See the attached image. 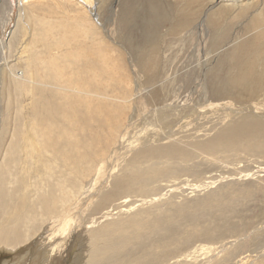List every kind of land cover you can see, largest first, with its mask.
Listing matches in <instances>:
<instances>
[{
    "label": "rangeland",
    "instance_id": "rangeland-1",
    "mask_svg": "<svg viewBox=\"0 0 264 264\" xmlns=\"http://www.w3.org/2000/svg\"><path fill=\"white\" fill-rule=\"evenodd\" d=\"M124 1L0 0V264H264V138L223 139L264 129V78L229 60L264 30V0H205L175 36ZM80 43L110 49L93 99L57 88Z\"/></svg>",
    "mask_w": 264,
    "mask_h": 264
},
{
    "label": "bare ground",
    "instance_id": "bare-ground-1",
    "mask_svg": "<svg viewBox=\"0 0 264 264\" xmlns=\"http://www.w3.org/2000/svg\"><path fill=\"white\" fill-rule=\"evenodd\" d=\"M127 0H125L124 2H126ZM205 0H184L179 7H177L175 9V11L172 10L169 12L168 9L163 5V3H160V0H145L142 1V6L140 8H143V13H146L147 15H145V17L148 18V20H150L154 25L153 27H156V32L160 33V29H162L161 27L166 26V23L168 24L167 28H166V33H168L171 36H175V34H177L178 32H181L182 30L189 28L194 22H196V20L199 18V15L201 13L202 8L204 7ZM232 1H236V0H232ZM140 2V1H139ZM123 3V2H122ZM133 3V2H132ZM137 3V2H136ZM136 3H133L129 9H131L129 11V14L126 13V15H134L133 12H135L134 10H136V7H138V5ZM127 4V2H126ZM130 4V3H129ZM122 5V4H121ZM124 6V5H123ZM125 7V6H124ZM170 7V6H169ZM125 9L123 10H126ZM166 8V9H165ZM122 9V7H121ZM138 10V9H137ZM140 10V11H142ZM122 11V10H121ZM125 12V11H124ZM122 13V12H121ZM137 14V12H136ZM135 14V15H136ZM213 14V13H212ZM124 15V14H122ZM140 15V13H139ZM124 17V16H122ZM125 17H129V16H125ZM142 17V16H141ZM144 17V15H143ZM131 18V16L129 17ZM134 18V16H133ZM215 18V17H214ZM235 18V17H234ZM144 19V18H143ZM256 19V18H255ZM254 19V21H255ZM258 19V18H257ZM256 19V22H251L249 24V26L253 25L254 27L257 25V22L259 23V21ZM228 20V19H227ZM260 20V19H259ZM126 21V19H125ZM145 22V19L142 20ZM129 22V20H128ZM150 22V24H151ZM223 22V21H222ZM126 23V22H124ZM143 23V22H142ZM146 23V22H145ZM144 23V25H146ZM218 23V21H217ZM263 23V22H262ZM129 24V23H128ZM208 24V23H207ZM212 24V23H211ZM219 25V24H218ZM217 25V26H218ZM210 26V25H209ZM213 26V25H212ZM211 26V27H212ZM215 26V24H214ZM222 26V25H221ZM232 26V25H231ZM248 26V25H247ZM129 27V26H128ZM193 27V26H192ZM261 27V26H260ZM119 28V27H118ZM252 29V28H251ZM254 29V28H253ZM252 29V30H253ZM261 29V28H260ZM227 30V29H226ZM165 31V30H164ZM228 31V30H227ZM250 31V29H249ZM258 31V30H257ZM184 32V31H183ZM256 32V31H255ZM254 32V33H255ZM163 33V32H162ZM226 33V32H225ZM250 33V32H248ZM253 34V33H252ZM219 35L220 32H219ZM225 35V34H224ZM166 36V35H164ZM223 37V36H222ZM226 38V37H225ZM229 38V37H228ZM264 38V30L259 32V37L255 36V38L252 39L251 42L244 44L241 48L239 49H234V51L232 52L229 60H231L233 62V68L231 70L232 74L237 73L239 76L243 75L248 76L249 74H251V76L253 75H257L260 78L263 77L264 78V60L261 61V68L259 70H256V63H258L257 61L259 60V57L262 58L261 56V51L264 49V41H262L261 39ZM223 39V38H222ZM225 40V39H224ZM264 40V39H263ZM174 41V39H173ZM221 41V40H220ZM223 41V40H222ZM149 42V52L150 54L153 55H157L159 48V43H158V39L153 38V40L148 39ZM218 42V41H217ZM226 42V41H225ZM258 42V43H257ZM77 44V43H76ZM101 44V43H100ZM71 45V44H70ZM69 45V47L71 48V46ZM222 45V43L220 44ZM89 46V45H87ZM87 46L85 44H79L77 46H74L76 48H81L82 50H87L89 51L88 54L86 55H81L80 58L78 59H66L65 62L63 63V66H71L72 67V73L69 75V77H72L71 80L68 81V85L67 86H60L57 87L58 89L62 90V93L67 97L69 94L76 96L78 95V97H85L90 98L89 96H92V93L94 92V83L93 80H96L97 76L100 75V71H98L97 66L100 64V68L102 70V68H104V64L105 62L108 61L109 59V55H107L110 51L104 50L103 44H101L100 46L98 45L97 48L95 47L96 45H90V48H87ZM102 46V47H101ZM213 46V45H212ZM105 47V46H104ZM171 47V46H170ZM215 47V46H214ZM217 47V44H216ZM106 48V47H105ZM159 48V49H158ZM51 48H49L50 50ZM228 55V54H227ZM121 56V55H120ZM119 57V56H118ZM112 58V57H111ZM119 59V58H118ZM123 59V58H122ZM121 59V60H122ZM113 60V59H112ZM110 61V60H109ZM221 63V62H220ZM111 65V63H108ZM230 64V63H229ZM108 66V65H105ZM258 66V64H257ZM104 70V69H103ZM111 69L109 68V70H107V72L104 73H108ZM106 71V70H105ZM111 72V71H110ZM103 73V72H102ZM103 73V74H104ZM110 74V73H109ZM108 74V75H109ZM232 76V75H231ZM238 76V78H239ZM52 78V82L54 83L55 81H57V77L56 76H51ZM247 77V78H248ZM95 78V79H94ZM234 78V77H233ZM256 78V77H255ZM258 78V77H257ZM103 79V78H102ZM231 79V78H230ZM239 80V79H238ZM242 80V79H240ZM233 82V80H231ZM231 82V83H232ZM234 83V82H233ZM259 83V81H258ZM262 84V83H261ZM264 85V84H263ZM98 88V87H97ZM85 89H87L85 91ZM98 91V90H97ZM96 92V89H95ZM250 92V91H249ZM97 93V92H96ZM96 93H94L96 95ZM101 93V92H100ZM103 93V92H102ZM254 93V92H253ZM76 94V95H74ZM98 94V93H97ZM107 94V93H106ZM63 98L64 96L61 95ZM102 96V95H101ZM94 97V96H93ZM93 97H91L93 99ZM96 97V96H95ZM90 98V99H91ZM111 98V97H110ZM55 101V100H54ZM58 105H57V110H55L54 112H58L60 114L61 117V121H56L54 122L53 119H51V117H44L39 121V127L42 129L43 133L47 136H50V134L52 133L51 128L56 125L57 123H61L62 121L65 120V105L63 102L56 100ZM45 105V104H44ZM58 114V115H59ZM50 116V115H49ZM39 118H41L40 116H38ZM53 117V115H52ZM54 118V117H53ZM58 119V118H57ZM60 119V118H59ZM63 124V123H62ZM60 124V125H62ZM264 124V123H263ZM59 125V124H58ZM57 125V126H58ZM64 125V124H63ZM64 126H62L63 128ZM59 128V127H58ZM56 129V128H55ZM60 129V128H59ZM58 130V129H57ZM226 133V132H225ZM256 137V138H264V129H263V125L262 122L260 121H249L248 123H239L238 125L228 129L226 135L223 136V139H228L231 138V140H233L235 143L237 142V138L243 137ZM56 137V136H55ZM222 138V136H220V139ZM262 138V139H263ZM55 139V138H54ZM249 139V138H248ZM230 140V139H228ZM241 140V139H240ZM233 143V142H232ZM234 144V143H233ZM235 145V144H234ZM64 147V146H63ZM59 148V147H58ZM57 148V149H58ZM43 149V148H42ZM49 149V148H48ZM55 149V148H54ZM62 149V148H61ZM59 148V151L61 150ZM53 151V150H52ZM49 152V151H48ZM55 152V151H54ZM62 152V150H61ZM60 152V153H61ZM59 153V152H58ZM65 153V152H64ZM32 154V153H31ZM33 156V154H32ZM61 156V155H60ZM62 157V156H61ZM65 156L63 155V158ZM66 159V158H64ZM63 161V160H62ZM78 166V165H77ZM49 170V168H47ZM81 171V170H80ZM47 172V171H46ZM83 174V173H82ZM16 184V183H15ZM1 187V186H0ZM3 188V187H2ZM53 188V187H52ZM65 189H61L59 190L58 194V202H62L64 196H65ZM8 191V190H7ZM11 194V193H10ZM52 196V195H51ZM0 197L7 202L6 198L10 197L7 194H5L3 191H0ZM53 197V196H52ZM51 197V198H52ZM54 197H56L54 195ZM53 197V198H54ZM51 200V199H50ZM55 200V198H54ZM65 200V199H64ZM42 206H40L39 204V208L41 207V209L45 212H40V216L42 220H45L44 218H47L50 215H54L55 214V208H53L52 206H54V204L51 206L49 205V198H42L39 200ZM52 201V200H51ZM5 203V202H4ZM2 203V204H4ZM34 204V202H32ZM37 203V202H36ZM55 203V201H54ZM32 205V204H31ZM59 205V204H58ZM7 206V205H6ZM56 206V204H55ZM58 207V206H57ZM6 208V207H5ZM25 208V207H24ZM27 208V207H26ZM60 208V207H59ZM58 208V209H59ZM31 209V207H30ZM27 210V209H26ZM58 214V213H57ZM5 219V218H4ZM19 222V221H18ZM15 225V224H14ZM129 225V224H128ZM13 227V226H12ZM11 227V228H12ZM16 227V226H15ZM20 228V227H19ZM10 229V227H9ZM15 229V228H14ZM2 231V230H1ZM19 231V230H18ZM14 234H16V230H14ZM18 234V233H17ZM2 235V234H1ZM11 235V234H10ZM21 235V233H20ZM19 235V236H20ZM27 235V234H26ZM6 235L5 238H7ZM13 236V235H12ZM11 236V237H12ZM2 236H0L1 238ZM9 237V238H11ZM23 237V236H22ZM26 237V236H25ZM5 238H2L3 240H6ZM13 239V237H12ZM8 240V238H7ZM15 241V240H14ZM1 242V241H0ZM5 242V241H3ZM2 244H8L7 241L5 243ZM16 242V241H15ZM19 242V241H18ZM123 244V243H122ZM130 245V244H129ZM117 246V245H116ZM123 251V250H122ZM104 255V254H103ZM82 260V259H80ZM79 260V263H80ZM104 262V261H103ZM84 263V261L80 264ZM100 263V262H99Z\"/></svg>",
    "mask_w": 264,
    "mask_h": 264
}]
</instances>
